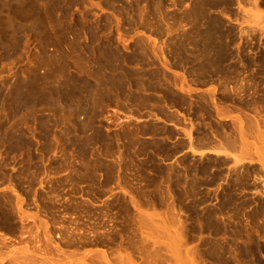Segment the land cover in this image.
<instances>
[{"label":"rangeland","instance_id":"rangeland-1","mask_svg":"<svg viewBox=\"0 0 264 264\" xmlns=\"http://www.w3.org/2000/svg\"><path fill=\"white\" fill-rule=\"evenodd\" d=\"M0 264H264V0H0Z\"/></svg>","mask_w":264,"mask_h":264},{"label":"bare ground","instance_id":"bare-ground-1","mask_svg":"<svg viewBox=\"0 0 264 264\" xmlns=\"http://www.w3.org/2000/svg\"><path fill=\"white\" fill-rule=\"evenodd\" d=\"M73 92V91H72Z\"/></svg>","mask_w":264,"mask_h":264}]
</instances>
